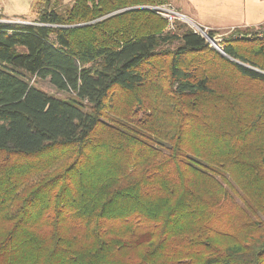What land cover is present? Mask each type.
I'll use <instances>...</instances> for the list:
<instances>
[{
  "label": "trees",
  "instance_id": "obj_1",
  "mask_svg": "<svg viewBox=\"0 0 264 264\" xmlns=\"http://www.w3.org/2000/svg\"><path fill=\"white\" fill-rule=\"evenodd\" d=\"M164 3L0 23V264H264V38L223 56Z\"/></svg>",
  "mask_w": 264,
  "mask_h": 264
},
{
  "label": "crops",
  "instance_id": "obj_2",
  "mask_svg": "<svg viewBox=\"0 0 264 264\" xmlns=\"http://www.w3.org/2000/svg\"><path fill=\"white\" fill-rule=\"evenodd\" d=\"M166 1L199 26L216 34L254 30L264 25V0ZM33 2L34 0H0V6L4 17L22 19L30 16ZM67 3L68 0H64V4ZM6 10L16 14L10 16Z\"/></svg>",
  "mask_w": 264,
  "mask_h": 264
},
{
  "label": "built area",
  "instance_id": "obj_3",
  "mask_svg": "<svg viewBox=\"0 0 264 264\" xmlns=\"http://www.w3.org/2000/svg\"><path fill=\"white\" fill-rule=\"evenodd\" d=\"M138 8L146 9V10H149L151 12H154L157 16L165 19L168 23L167 29L170 32H174L176 30V26L179 23H184V24L188 25L189 28H191L194 33L203 37L209 43V45L212 48H214L215 50H217L221 54L224 52L223 48H221L219 46L220 41L215 36L214 37L210 36L211 31H209L208 29L203 28V27L199 26L198 24H196L195 22H193L186 15H184L183 13L178 11L177 8L173 4L164 3V4H160V5L142 6V7H138ZM0 23H2V24H16V25H22L23 24L24 25V23H22L20 21H17L15 19H8V18L4 17L3 16V9L1 6H0ZM261 34L263 36L264 30H263V33H261Z\"/></svg>",
  "mask_w": 264,
  "mask_h": 264
},
{
  "label": "rangeland",
  "instance_id": "obj_4",
  "mask_svg": "<svg viewBox=\"0 0 264 264\" xmlns=\"http://www.w3.org/2000/svg\"><path fill=\"white\" fill-rule=\"evenodd\" d=\"M73 1L74 0H68V3L67 4H65V6H68V7H71V5L73 4ZM6 13L8 14V15H10V16H12V14H16V13H12L11 11H9V10H6ZM20 16V15H19ZM8 19H15V20H17V21H20V22H22V23H24V25H28V24H33V17L31 16V14H30V16L29 17H27V18H22V19H17V18H8ZM26 23V24H25ZM179 24H184V23H179ZM23 25V24H22ZM184 25H186V24H184ZM186 26H188V25H186ZM177 28V27H176ZM188 28H189V26H188ZM168 30V29H167ZM263 30H264V26H261V27H259V28H256V29H254V30H250V32L245 36V35H239V36H237V35H235L234 37L235 38H242V37H247V38H249V39H252L253 38V36H258V37H260V38H264V34H263V36H262V34L261 33H263ZM176 31V30H175ZM174 31V32H175ZM244 31H246V30H244ZM234 34V31H232V32H227V33H224V34H216L215 35V37L220 41L219 42V46L221 47V48H223V46L225 45V38H227L228 36H230V35H233ZM217 40V41H218ZM209 44V43H208ZM221 54V53H220ZM28 79H30V82L35 86V87H37V88H39L40 90H42V91H44L45 93H47V94H49V95H53V96H56V97H58V98H65V97H67V95L66 94H64V93H60V92H58L56 89H55V87L50 83V81H49V79H47V80H41V79H38V78H28Z\"/></svg>",
  "mask_w": 264,
  "mask_h": 264
},
{
  "label": "water",
  "instance_id": "obj_5",
  "mask_svg": "<svg viewBox=\"0 0 264 264\" xmlns=\"http://www.w3.org/2000/svg\"><path fill=\"white\" fill-rule=\"evenodd\" d=\"M222 55H223V56H226V54H225L224 52L222 53ZM240 65H242V64H240ZM245 67H247V66H245ZM248 68H249V69H252V68H250V67H248ZM253 70H254V69H253ZM255 71H257V70H255Z\"/></svg>",
  "mask_w": 264,
  "mask_h": 264
}]
</instances>
